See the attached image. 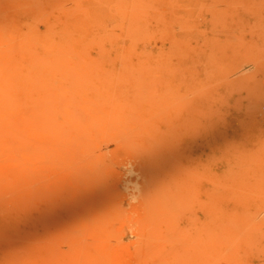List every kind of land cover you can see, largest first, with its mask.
Returning a JSON list of instances; mask_svg holds the SVG:
<instances>
[{"label":"rangeland","instance_id":"374dc122","mask_svg":"<svg viewBox=\"0 0 264 264\" xmlns=\"http://www.w3.org/2000/svg\"><path fill=\"white\" fill-rule=\"evenodd\" d=\"M22 4L0 3L16 32L0 37V54L38 36L30 19H13ZM155 10L166 27L164 74L142 71L148 101L133 120L104 131L88 124L71 146L50 127L35 128L27 133L32 151L19 150L20 163L0 162V188L21 165L33 170L27 190L35 189V254L49 244L64 257L58 264H264V0H161ZM73 21L80 28L83 13ZM37 23L45 32L35 16ZM41 45L35 39V49ZM9 62L0 55V66ZM149 75L161 77L163 94ZM44 90L63 99L54 78ZM52 105L43 104L48 113L35 105V124H66L51 115ZM78 106L87 123L89 106ZM145 126L165 128V210L150 215L135 196L146 180L148 150L139 138ZM101 159L107 167L99 174L94 165ZM45 228L62 241L51 243Z\"/></svg>","mask_w":264,"mask_h":264},{"label":"bare ground","instance_id":"6f19581e","mask_svg":"<svg viewBox=\"0 0 264 264\" xmlns=\"http://www.w3.org/2000/svg\"><path fill=\"white\" fill-rule=\"evenodd\" d=\"M4 1L0 0V3ZM160 1L23 0L22 8H13L15 21L19 19L23 24L30 19L32 32L38 33L34 38L42 41L44 50L35 49L33 39L25 48L0 54L10 61L0 66V162L20 163L23 153L18 152L32 151L27 133L37 127L44 130L50 127L60 142L71 146L89 125L103 130L133 120L141 103L148 101L142 71L153 68L164 74L166 27L155 10ZM82 13V26L75 29L73 17ZM2 16L5 13L0 9V37L4 38L8 33L16 32ZM35 16L45 32H41L38 23L35 24ZM72 40L77 43L75 49L69 46ZM114 65L116 72L111 71ZM50 78L59 81L63 99L55 94H45ZM147 81L163 94L161 77L149 75ZM45 102L54 104L51 115L65 117L66 124L62 126L57 120L53 124L45 118L35 124V105L39 107L37 111L48 113L43 107ZM80 102L91 110L87 123L82 116L76 115ZM65 107H69V112H64ZM154 122L160 124L157 119ZM164 130L163 126L162 129L158 127V131L145 126L139 136L148 151L143 155L144 188L135 196L145 202L149 215L165 210L161 185ZM61 154L59 149L54 152L55 157ZM21 167L0 188V200L7 197L6 202H0V264H58L64 257L49 244L41 245L35 254V189L27 190V185H32L35 178L30 167ZM106 167L104 159L94 165L99 174ZM78 176L85 178L82 172ZM40 207L45 209L43 204ZM37 232L47 234L53 244L62 241L53 229L47 231L45 228L43 232L38 229Z\"/></svg>","mask_w":264,"mask_h":264}]
</instances>
